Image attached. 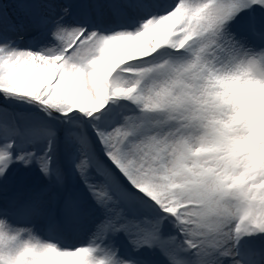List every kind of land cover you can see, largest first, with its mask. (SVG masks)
Instances as JSON below:
<instances>
[{
  "label": "snow or ice",
  "instance_id": "6c2138e0",
  "mask_svg": "<svg viewBox=\"0 0 264 264\" xmlns=\"http://www.w3.org/2000/svg\"><path fill=\"white\" fill-rule=\"evenodd\" d=\"M0 264H264V0H0Z\"/></svg>",
  "mask_w": 264,
  "mask_h": 264
}]
</instances>
